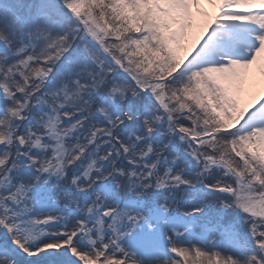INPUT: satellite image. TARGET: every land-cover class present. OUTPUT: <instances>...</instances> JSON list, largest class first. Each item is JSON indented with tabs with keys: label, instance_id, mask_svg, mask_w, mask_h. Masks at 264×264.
Segmentation results:
<instances>
[{
	"label": "snow or ice",
	"instance_id": "1",
	"mask_svg": "<svg viewBox=\"0 0 264 264\" xmlns=\"http://www.w3.org/2000/svg\"><path fill=\"white\" fill-rule=\"evenodd\" d=\"M0 264H264V0H0Z\"/></svg>",
	"mask_w": 264,
	"mask_h": 264
}]
</instances>
